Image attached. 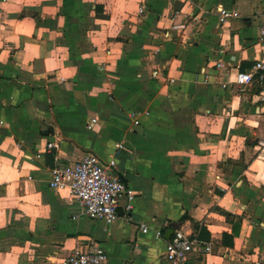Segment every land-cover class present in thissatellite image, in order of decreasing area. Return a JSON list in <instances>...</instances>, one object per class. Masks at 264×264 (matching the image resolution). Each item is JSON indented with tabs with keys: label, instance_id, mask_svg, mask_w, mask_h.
<instances>
[{
	"label": "crops",
	"instance_id": "0c3cea01",
	"mask_svg": "<svg viewBox=\"0 0 264 264\" xmlns=\"http://www.w3.org/2000/svg\"><path fill=\"white\" fill-rule=\"evenodd\" d=\"M223 8L238 17L221 24ZM263 14L264 0H0V264L92 244L105 264H171L177 229L211 245L182 264H264V89L222 86L264 60ZM86 153L115 158L135 194L112 225L49 186Z\"/></svg>",
	"mask_w": 264,
	"mask_h": 264
},
{
	"label": "built area",
	"instance_id": "2783aa9c",
	"mask_svg": "<svg viewBox=\"0 0 264 264\" xmlns=\"http://www.w3.org/2000/svg\"><path fill=\"white\" fill-rule=\"evenodd\" d=\"M217 16L219 22L225 25L238 17V14L233 10L223 8L218 10ZM262 33L264 34V26ZM158 73V70H155L154 74L158 75ZM208 82L209 75L204 71L202 77L197 79V83ZM254 82L264 89V60H258L252 68L246 71H238L234 78L230 77L222 86L228 88L235 84L244 90ZM133 117H136L135 114ZM133 122L135 125H140V120L137 117ZM96 123L97 118H93L90 121V126ZM259 145L264 147V142H260ZM53 147L55 144L49 143V148ZM122 149L123 145H118L117 150ZM116 167L117 160L115 158L104 162L98 155L86 153L77 162L58 164L52 168L49 186L52 189L68 190L83 207L88 218L112 225L119 218L121 198L128 197L125 209L127 212H131L135 196L134 192L127 190L124 182L113 172ZM141 231L148 234L150 228L146 224H142ZM154 234L157 239H162L164 232L157 230ZM194 251L203 252L204 255L209 254L211 245L177 229L166 242L163 257L171 264H182ZM106 260L107 255L104 250L99 245L92 244L87 250H75L65 264H105ZM254 264H262V262L258 260Z\"/></svg>",
	"mask_w": 264,
	"mask_h": 264
},
{
	"label": "water",
	"instance_id": "95a60500",
	"mask_svg": "<svg viewBox=\"0 0 264 264\" xmlns=\"http://www.w3.org/2000/svg\"><path fill=\"white\" fill-rule=\"evenodd\" d=\"M172 233H173V231H172ZM170 237V236H169Z\"/></svg>",
	"mask_w": 264,
	"mask_h": 264
}]
</instances>
